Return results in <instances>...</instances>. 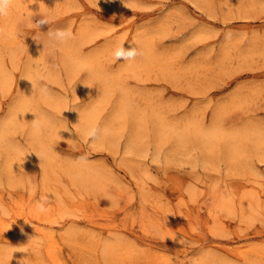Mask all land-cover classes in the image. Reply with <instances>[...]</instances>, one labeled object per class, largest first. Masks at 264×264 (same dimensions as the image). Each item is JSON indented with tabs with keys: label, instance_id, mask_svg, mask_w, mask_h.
Segmentation results:
<instances>
[{
	"label": "rangeland",
	"instance_id": "rangeland-1",
	"mask_svg": "<svg viewBox=\"0 0 264 264\" xmlns=\"http://www.w3.org/2000/svg\"><path fill=\"white\" fill-rule=\"evenodd\" d=\"M32 2L19 0L30 18L24 24L17 25L14 16L0 19V74L12 78L3 86L0 75V125L15 104L18 81L29 71L33 86L23 96L24 107L47 114L65 130L51 144L46 179L44 157L33 153L39 150L28 127L34 115L7 124L11 143L27 155L0 151L3 264H200L203 254L206 264H264V159L253 155L249 168L232 171L221 157L201 163L197 150L168 158L166 145L153 141L161 121L168 133L173 125L195 133L219 111L220 124L230 130L264 123V0ZM42 17L49 23L33 28ZM79 24L96 26L94 41L81 53L98 52L105 75L123 62L114 58L115 48L138 49L135 37L145 35L151 58L110 84L105 77L104 87L101 75L90 78L71 64L68 48L49 43V32L74 35ZM18 30L23 39L16 37ZM77 85L82 90L74 93ZM41 87L48 90L46 100L38 97ZM101 94L97 126L117 99L125 96L129 110L112 146L93 147L72 113ZM138 120L148 134L147 149L126 151L128 131ZM68 161L94 168L104 192L75 181ZM249 194L253 205L243 209L242 198ZM213 196L232 206L216 204ZM34 228L59 241L55 258L48 255L49 239ZM112 239L119 245L111 251Z\"/></svg>",
	"mask_w": 264,
	"mask_h": 264
},
{
	"label": "bare ground",
	"instance_id": "bare-ground-1",
	"mask_svg": "<svg viewBox=\"0 0 264 264\" xmlns=\"http://www.w3.org/2000/svg\"><path fill=\"white\" fill-rule=\"evenodd\" d=\"M93 29H96V26L93 24L92 25L85 24L83 26H80L79 24L77 27V32L74 35H72L70 46L75 47L76 54L80 60L91 65V71H87V76L91 78L97 74L101 75V78L104 81V87H106V79H108L109 84L110 81L111 83L116 81V78H118L119 80L120 78L124 77L126 74H129L128 72L131 71L132 69L137 68L142 64H144L147 58H151V56L147 54L148 41L145 35L135 37L134 39L136 41L137 40L139 41L138 50L140 54L137 55V57L132 61H123L121 64L119 63L116 72L105 75V72L102 71L100 68L101 65H98V62H100L99 61L100 54L98 52L90 51L89 53L86 54L81 53V47L83 45H86L94 41L95 36L92 33ZM198 34H201L200 31L198 32ZM108 43L109 41H107L104 44L103 49H107ZM71 64L77 68H80L72 61ZM99 68L100 70L97 71V69ZM28 72L29 71L24 72L22 74V78L17 83L15 104L13 108L9 110V114L4 120L3 125H7L13 119V116L16 114L15 110H19L22 106L24 107L23 96L26 94V92H28L29 94L32 91L33 84L31 81L30 72L29 73ZM0 75H2V73ZM1 77H2L1 84L3 86L10 83L12 80L10 75L6 78L3 75ZM78 82L81 81L79 80ZM81 90H82V85H77L74 89V93L75 91L80 92ZM87 93L88 90L86 89L84 95H86ZM103 96L104 94H101L96 96L94 99L90 100L88 104H86V107L82 109V111H78L77 108L73 110L72 121L75 127L77 128V130L80 132V134H83L84 130L87 127H89L92 123L97 122L101 109L100 106L103 101ZM124 97L117 99V104L115 106V109H113L111 115L102 122H100V124H98L99 128L101 129L106 126L113 127L115 129V135H113L106 142H104L105 144L110 146H112V144L115 141V136L116 133L118 132L117 125L120 124L125 119V115L129 110ZM222 120L223 117L221 119V113L219 111L215 113L209 125L203 126L198 132L195 133L185 132L186 131L185 125L181 128L173 125L172 129L169 130L170 133H168L167 131H165L168 125L165 126V124H162L161 121L155 127L154 129L155 131H153L154 134L153 141L155 142L156 145H160L163 143L166 145L167 147L166 156L168 158H171L176 154L179 155L180 157H187L192 150H197L198 151L197 158L201 161V163L208 165L211 164L215 160V158L221 157L227 163L229 169L232 171L234 170L245 171L247 168H249V164H251L250 159L253 155L260 156L262 160L264 159V123L263 122H251L245 124L240 128L236 127L230 130V128L224 127L223 125L220 124ZM163 133L166 135H164ZM147 143H148V134L145 128L144 127L142 128L141 120H138L137 122H134L132 128L129 129L128 138L124 148L126 151L129 150L137 151V152L142 150L146 151ZM6 159H7L6 167L9 170L10 158L6 157ZM50 160H51V155L49 153L48 156L43 160V165L45 167L44 178L46 179H48V173L51 168L49 163ZM68 163L69 164H67V169L69 170V172L71 173L70 175L73 176L75 181L78 182L80 181V183L86 186V188L88 189L95 190L96 192L99 191L101 193L104 192V190H102L98 185V183L101 181L102 176L94 168L84 164H77V163L71 164L69 161ZM49 178L51 180L53 179L52 176H49ZM55 180L58 181L57 178ZM105 196L107 198L112 199V197L106 195V193ZM211 200H213L218 205L220 203L222 207L232 206L231 203H225L221 201L220 198L217 196L215 197L213 196ZM252 200H254V197L251 194L245 195L242 198L241 207L243 209L251 208V206L253 205ZM36 231L42 234V236H44L45 239L46 238L49 239L50 249L48 251V255L50 258H55L52 252H54V250H56L59 247L58 245L59 241L57 242L50 233H47L42 229H36ZM112 242H114L113 247L107 245L111 251L113 250L115 245L116 248L119 245L118 240L112 239ZM207 258L209 257L203 254L199 263L206 264Z\"/></svg>",
	"mask_w": 264,
	"mask_h": 264
},
{
	"label": "clouds",
	"instance_id": "clouds-1",
	"mask_svg": "<svg viewBox=\"0 0 264 264\" xmlns=\"http://www.w3.org/2000/svg\"><path fill=\"white\" fill-rule=\"evenodd\" d=\"M32 3H36L33 0ZM15 17L17 25L24 24L30 18L26 17L22 11V5L19 3V0H0V19H7L9 17ZM49 19L47 17H42L39 20L35 21L31 26L37 30L41 29V25L48 24ZM0 34H3V29H0ZM18 39H23V34L21 31L15 33ZM49 43L57 47H66L69 51V56L72 62L80 67L82 71H91V65L79 59L76 54L75 47L70 46V41L72 39V33L69 30H57L56 32L48 33ZM140 52L135 47L125 48L123 44L115 48L113 56L116 60L123 58V61H132L134 60ZM49 96L48 90L44 87H41L38 90V97L41 100H46ZM31 101H25L24 103H30ZM62 111L61 107H57L56 113L60 115ZM31 113L34 115V119H31L28 127L30 130V135L33 142L39 148V153L33 152L36 156L46 158L51 151V144L54 140L61 137V130H65L57 121L53 120L45 113L37 114L36 111H30L26 107H21L18 110L17 116L13 117V120L24 119L25 114ZM115 135V129L113 127H104L99 128L95 123H92L87 127L83 136L86 140L93 141L92 146L96 147L97 144H103L110 137ZM12 150L17 153L18 157H25L27 153L19 145H14L11 143V132L8 129L7 125H0V151ZM41 211H45L43 205L40 206ZM2 210V206H0ZM0 264H3V261L0 260Z\"/></svg>",
	"mask_w": 264,
	"mask_h": 264
}]
</instances>
